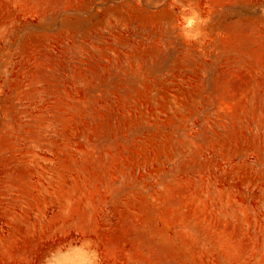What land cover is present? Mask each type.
<instances>
[{
	"label": "rangeland",
	"instance_id": "374dc122",
	"mask_svg": "<svg viewBox=\"0 0 264 264\" xmlns=\"http://www.w3.org/2000/svg\"><path fill=\"white\" fill-rule=\"evenodd\" d=\"M0 264H264V0H0Z\"/></svg>",
	"mask_w": 264,
	"mask_h": 264
}]
</instances>
